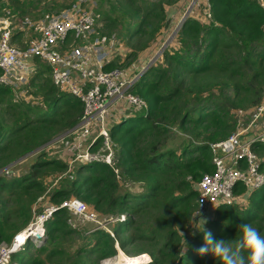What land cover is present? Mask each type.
I'll list each match as a JSON object with an SVG mask.
<instances>
[{"label": "trees", "instance_id": "obj_1", "mask_svg": "<svg viewBox=\"0 0 264 264\" xmlns=\"http://www.w3.org/2000/svg\"><path fill=\"white\" fill-rule=\"evenodd\" d=\"M186 1L97 0L96 32L123 38L116 30H124L128 52L121 65L128 64L167 35L168 9L177 4L183 10ZM210 3L212 18L186 17L171 47L134 84L132 91L144 104L129 108L113 124L112 164L79 162L67 171L65 160L42 147L27 172L0 174V242H10L28 223L41 195L54 204L69 197L84 200L111 223L114 233L97 228L84 234L68 222L67 208L58 207L44 223V237L12 254L17 264H98L116 253V244L131 256L128 264H223L197 251L204 244V231L196 228L203 227L196 214L198 180L213 169L210 144L235 129L238 110L251 111L264 101V4ZM63 7L60 0L49 3L56 12ZM11 10L21 15L19 9ZM42 75L36 89L47 99V110L13 101L10 89L0 85V168L80 120L79 98L54 86L46 71H37L30 85ZM257 151L264 155V144ZM58 174L47 190L46 177ZM42 208L39 203L38 211ZM212 212V217L203 216L208 220L204 229L216 239H229L235 246L241 223L264 235V183L243 199L217 204ZM144 258L149 260L143 263Z\"/></svg>", "mask_w": 264, "mask_h": 264}, {"label": "built area", "instance_id": "obj_2", "mask_svg": "<svg viewBox=\"0 0 264 264\" xmlns=\"http://www.w3.org/2000/svg\"><path fill=\"white\" fill-rule=\"evenodd\" d=\"M2 1L5 0H0V85L10 89L13 101H29V80L40 70L37 63H44L52 84L79 98L83 106L80 120L51 139L63 144L68 153L75 154L67 162V171L75 161L112 164L111 128L129 108L144 104L132 88L154 63L156 53L142 51L140 57L145 54L146 57L139 60L138 67L133 61L121 65L126 61L128 48L115 33L96 32L97 0H72L57 12L39 19L18 15L9 7L2 8ZM188 16L209 21L212 18L210 0H187L177 24L181 25ZM28 30L33 32L31 38L17 42ZM114 60L120 64L111 65ZM263 112L264 101L251 111L239 109L235 129L227 138L210 144L213 169L202 173L198 180L196 214L206 215L217 204L243 199L249 190L264 183V155L257 151L258 144H264V127L256 123ZM8 168H0V173ZM40 198L44 199V195L38 197L35 205ZM35 205L28 223L10 242H0V264H17L12 261V254L28 242L37 243L44 237V223L58 207L87 219H92L95 213L78 197L62 199L58 204L45 202L37 213ZM40 230L41 233H36ZM107 231L114 236L110 228Z\"/></svg>", "mask_w": 264, "mask_h": 264}, {"label": "rangeland", "instance_id": "obj_3", "mask_svg": "<svg viewBox=\"0 0 264 264\" xmlns=\"http://www.w3.org/2000/svg\"><path fill=\"white\" fill-rule=\"evenodd\" d=\"M51 1H53V0H17V2H16V0H5V1H2V3H3L2 8L9 7L10 9H12V8L19 9V13L21 15L27 14V15L32 16L33 18L39 19V18L49 16L50 14H53L56 12L55 8H51V9L49 8V3ZM70 1H72V0H60V2L65 3V6ZM7 4H8V6H7ZM263 4H264V1H263ZM171 7H172L171 11L172 10L174 11L173 8L178 9L177 4H174ZM45 8H47L49 12ZM181 11L182 10L179 9V11L177 13V17L170 15L171 13L169 11L168 21L171 22V24L169 25V30L167 32V35H165L161 40L155 42V45L153 47L146 49L147 52L152 54V55H154L156 53V59L157 58L159 59L161 57L163 51L167 47L168 48L171 47V44L175 41V35L181 26V25L177 24L180 21L179 16L181 15ZM174 29H175V33H174V35H172V31ZM116 31L118 33H121V35L124 38L123 39L121 36L118 35L120 38L121 44L124 45L125 48L126 47L128 48V45L125 44V42H126L125 37L126 36L123 33L125 31L124 30H122V31L116 30ZM32 34H33V32L31 30H28L26 32L24 31L17 42L22 41V40H29L31 38ZM145 55H142L141 57H140V55L136 56L135 59L133 60L134 65L138 67L139 60H143L146 57ZM37 64L40 67L39 68L40 71H46V74L49 75V72L46 70L47 66L44 63L38 62ZM43 76L44 75L37 77L34 81V85H30V80H29V83H28L29 86L27 89H28V93L31 95V99L29 101H21V102H23L24 104H29L33 108H37V109L41 108L42 110H47V107H48L47 99L43 96V92L36 89L37 83H41L43 81ZM2 113H3V117L6 120H8V117L5 114V112L2 111ZM256 123L259 124L261 126V128L264 127V112L261 115L260 119L256 121ZM64 131H66V130H64ZM64 131L60 132L59 134H62ZM52 140H51V142L45 143L44 145L37 147L36 150L31 151L30 153L26 154L22 158L16 160L8 168V171H6V172L4 171L5 176L8 175L10 172L13 173L14 175H19L23 172H27L29 170L30 163L34 161V159L37 157V155H39L40 151L43 148H44V151L47 152L49 155L59 157L62 160L69 162L74 157L75 154L74 153H68L67 152L68 149L65 146H63V144H60L59 142H57V143L53 142ZM77 164H79V162H76V161L73 162L71 165V169H73ZM58 177H59V174L57 176H47L46 177V182L48 183V185H47L48 189L47 190L51 189L55 185V183H57ZM42 201H45V196H44V199L40 198L39 202L36 205L34 204L35 205V209H34L35 213H37V211L39 209V203L42 204ZM82 201L85 203L84 200H82ZM85 204L87 205L88 210H92L88 206L87 203H85ZM11 206L12 205L10 204L9 207H11ZM207 214L211 215L209 217L213 216L212 211L210 213H207ZM67 215L69 216L68 222L71 224V226L79 229V231L84 233V234H87L88 232L90 233L91 231H93L94 229H97V228H102L104 230H107L110 228V225H111V223H108V220H106V218L104 216L99 215L96 212L94 213V216L92 219H87V218L75 215V214L71 213L68 209H67ZM189 229H192V228L191 227L189 228V226H188L187 230H189ZM187 234H188V236L191 235V231H189ZM80 241L81 240H79V238H77L75 241L76 242L75 245L76 246L80 245ZM116 247H117V250H116L115 254L108 256V257L101 258L99 260L98 264H104L107 260H108V262L113 264V262H115L117 257H118L120 264H123V263L128 264L127 262L132 260V258H130L131 256H128L123 251L119 250L120 247L118 244L116 245ZM122 254H124V257L122 256ZM12 261L17 262L16 258L12 259ZM145 261H147V260H145Z\"/></svg>", "mask_w": 264, "mask_h": 264}, {"label": "clouds", "instance_id": "obj_4", "mask_svg": "<svg viewBox=\"0 0 264 264\" xmlns=\"http://www.w3.org/2000/svg\"><path fill=\"white\" fill-rule=\"evenodd\" d=\"M199 223L204 231V244L197 250L200 255L212 254L215 258L220 259L223 264H264V235L249 223H241L239 230L242 233L241 238L235 246L229 242V239H216L210 231H205L204 226L208 220L200 212ZM184 236V233L181 232ZM185 243L187 241L184 238Z\"/></svg>", "mask_w": 264, "mask_h": 264}, {"label": "crops", "instance_id": "obj_5", "mask_svg": "<svg viewBox=\"0 0 264 264\" xmlns=\"http://www.w3.org/2000/svg\"><path fill=\"white\" fill-rule=\"evenodd\" d=\"M174 9V11L172 10L171 11V9H169L168 10V14H169V11H170V15H173V16H175V17H177V13H178V11H179V8L178 9H175V8H173ZM171 23V22H170ZM159 43V42H158ZM45 203V201H42V204H44ZM212 210H210L208 213H210ZM204 216V215H203ZM207 216H210V215H208V214H206V216L205 217H207Z\"/></svg>", "mask_w": 264, "mask_h": 264}, {"label": "bare ground", "instance_id": "obj_6", "mask_svg": "<svg viewBox=\"0 0 264 264\" xmlns=\"http://www.w3.org/2000/svg\"><path fill=\"white\" fill-rule=\"evenodd\" d=\"M36 233H41V230L39 232H36ZM121 250V249H119ZM122 251V250H121ZM144 254H147V253H144ZM139 256V255H138ZM145 259V258H144ZM146 260H148V258H146ZM145 262V261H144ZM143 262V263H144ZM110 262H108V260L104 263V264H109ZM111 264V263H110ZM113 264H120L119 263V260H118V257L116 258L115 262H113Z\"/></svg>", "mask_w": 264, "mask_h": 264}, {"label": "water", "instance_id": "obj_7", "mask_svg": "<svg viewBox=\"0 0 264 264\" xmlns=\"http://www.w3.org/2000/svg\"><path fill=\"white\" fill-rule=\"evenodd\" d=\"M145 262H146V261H145ZM145 262H144V263H145ZM141 264H142V263H141Z\"/></svg>", "mask_w": 264, "mask_h": 264}]
</instances>
